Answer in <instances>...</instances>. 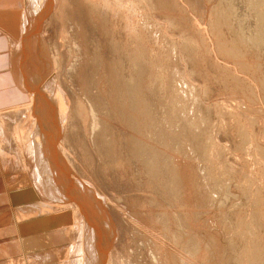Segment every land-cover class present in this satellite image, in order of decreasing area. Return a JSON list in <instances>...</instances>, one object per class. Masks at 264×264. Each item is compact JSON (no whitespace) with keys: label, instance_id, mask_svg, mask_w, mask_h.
Segmentation results:
<instances>
[{"label":"rangeland","instance_id":"374dc122","mask_svg":"<svg viewBox=\"0 0 264 264\" xmlns=\"http://www.w3.org/2000/svg\"><path fill=\"white\" fill-rule=\"evenodd\" d=\"M32 1L37 2L30 0L28 4ZM112 1L87 0L90 7L86 8L85 0H53L51 10L46 14L44 8L43 16L37 8L36 12L32 10L40 15L36 14L40 23L36 26L37 35L54 48L51 51L43 41L56 92L66 109L67 120L62 138H73V144L70 142L69 145L73 154L76 151L75 163L69 162L64 154H60L61 159L64 158L63 162L74 174L70 176L72 181H82L83 185L103 195L105 204L108 203L105 215L112 219L115 226L108 264H145L146 261V264H151L156 256L162 262V249L166 251L167 248L171 252L167 250L171 254L168 256L169 264H175L172 254L180 259L177 264H264V0ZM79 3H83L84 12L76 10L80 7ZM28 6L31 8V5ZM77 15H84V27L79 24L83 21L82 17ZM77 22L79 25L75 24ZM102 22H105L104 25ZM30 28L28 24L25 26V35L29 34ZM46 30L53 33L50 40ZM97 36L98 39L103 37L100 38L103 44L112 40L107 46L111 47V52H106L102 41L96 42ZM117 45L120 48H115ZM101 51H105L111 59L120 53L128 60L134 57L138 65L134 71L136 86L140 87L141 103L148 109H145L146 115L142 109L139 110L140 131H135L139 141H142L140 144L148 149L147 154L154 151L161 153L158 156L161 174L151 177L150 187L128 183L120 178L121 174L110 166L114 160L110 151L114 149L108 150L110 146L96 135L101 133V127L94 125L92 128L91 116L87 112L82 115L83 118L74 113L73 103L79 98L89 107L92 105L90 100L103 101L108 75L102 69L106 63L108 65L105 66L110 67L111 62L99 57ZM44 55L41 56L43 60ZM29 57L33 58V55ZM66 71H69L68 75L73 71L72 75L66 77ZM128 71L129 67L124 66L123 75L126 76ZM75 76L76 80L86 79L83 89L73 81ZM35 81L40 87L41 81ZM34 87L29 83L28 89L32 91L29 94L32 96L36 94H33ZM124 90L128 95V90ZM113 97L123 114V92L121 95L114 93ZM30 101L24 106H29ZM7 117L5 115L0 119V130H3L0 139H4L0 144L7 145L4 147L6 154L10 150H15V153L5 156L9 176L3 180L12 189L11 195L15 198L17 193L34 186L33 170L25 150L19 147L20 137L17 134L22 125L17 121L10 127ZM62 138L55 144L59 153L63 149ZM80 148L87 157L85 164H80L76 155ZM178 163L182 173L179 179L174 178L171 172ZM76 166L85 176L78 173L79 167L76 170ZM176 185L178 187L174 188ZM126 191L131 193L129 200L134 199L132 205L124 202ZM40 201L58 204L55 200L41 198ZM12 204L15 205L13 214L19 219L16 212L22 203L17 198L12 199ZM33 209L31 225L45 216ZM121 212L126 215L127 224L119 226ZM77 217L83 223L79 214ZM23 221L21 217L19 223H25ZM65 221H57L53 229H65ZM69 235V242L62 237L66 240L57 251H51L53 248L46 245V236L41 237L44 253L46 249V253H50V264L82 262L79 258L84 245L82 238L78 240V247L74 246L75 250L73 247L67 254L68 258L64 255L65 248L73 243L75 245L77 234L74 237ZM154 243L159 247L156 254L151 250Z\"/></svg>","mask_w":264,"mask_h":264},{"label":"bare ground","instance_id":"6f19581e","mask_svg":"<svg viewBox=\"0 0 264 264\" xmlns=\"http://www.w3.org/2000/svg\"><path fill=\"white\" fill-rule=\"evenodd\" d=\"M28 1L30 2V0H28ZM86 1L87 0H85L84 3L88 4L89 0H88V2H86ZM34 2L35 1H32L31 4L30 3L27 4V5H31V8H29V6L26 5L27 11H26V9L24 10V11H26L25 16L27 15L26 17L28 18V19L26 18L27 23L25 22V26H27V24H28L31 28H30V31L27 30L29 33V34H27L28 38H25L26 40L19 43V46L17 47V51L19 52V54L16 52V56H17L18 62L20 64V67H18V72H17V73H19V77L22 78L24 80V83L27 84L28 86H29V82H33V85L35 86L34 87L35 91L33 92V94L34 93H36V94L33 96L30 95L31 101H30L29 106H23V107L21 106L19 108L17 107L18 110L16 109V111H13V112L10 110L11 112L6 114L8 116L7 117L8 120L10 121V123H9L10 127L13 126L15 123H17V121L18 122L20 121V123L22 125L19 127L22 129L18 130V134L16 133L20 137L19 138L20 139L19 140L20 141L19 147L21 149L25 150L26 155L29 158L30 165L32 163L31 169L33 170V177H32L33 181L32 182L34 183V186L32 185V188H29L27 191L25 190L23 192L17 193L15 198H12V195L10 194L11 204H12V199L16 200L17 198H19V202L22 203V204L18 205L19 208H17L18 210L16 212V215L19 214V215H17V216H20L19 219H21V217H22V221L24 219L23 222H25V223L20 224L19 219H17L15 216V222L17 224L16 228L18 227L17 228L18 231L15 229L18 232V240L17 241L20 244V247H21L20 250L22 252H24L27 264H50L49 263L50 253H46L47 249L44 253L43 248H42L43 238H41V237H43V235H44V238H45V236H46V238H47L46 245H48V247L51 249L53 248L51 251H54V250L57 251V249L60 248L61 245H63V243H64L63 241L66 240V239L64 240L62 237H64V238L66 237L68 239V242H69V238L71 237L69 234L73 235V237L75 234H77V236L75 235L76 236L75 237V240H76L75 245L73 243L72 245L70 244L71 245L70 247L68 246L69 247L68 249L65 248V251L63 250L64 255L65 254H66V256H67V254L69 255L71 253V249H73L74 246L78 247V240H80V238H82V241L84 240L83 241L84 245H83L82 253L79 256V258H82V262L76 261V264H108L109 256H110L108 253H110V248L112 246V242H113L114 235H115V226L112 223V219L109 216L105 215V211H106L105 208L107 209L108 203L106 202L107 204H105V199H104L103 195H101V194L97 193V191L95 192L92 189H89L88 187L83 185L81 180H80L81 182H79V180H78L79 183L72 181L70 179V176L72 175V177H73L74 174H71V170L63 162L64 158L61 159L62 155L64 154L66 156V158L69 160V162H73L75 160L74 154L76 153V151L73 154V152L71 151L73 149H71L70 148L71 146L69 145L70 142L73 141V138H70V140L67 138L66 139L62 138V133H63L62 130L64 128L63 126L65 123V120H67V119H65L66 109H65V107L61 101V98H59V96H60L59 93L56 92V89L54 86L52 70H51V67H49V64H50V62L48 60L49 56L47 54H45L46 51H45L44 46H43V41H44V44L51 49V51H54V48L52 47L53 45L51 46V45L47 44V42H46L47 40L45 41V39L44 40L42 39V41H41V37H39L40 35H37L36 26H38L39 20L37 21L36 18L40 15H38L36 13L38 15L37 16L35 14L36 8H37V12L39 14H41L42 16L44 13V8H45L46 9L45 13L47 14L51 10L50 8L53 4L52 3L53 0H37L36 3H34ZM68 2H69V0H68ZM112 2H110V4ZM32 4H35L36 6H33ZM79 4H80V7L77 8V6H78L77 5L76 10H78L79 13H81V11L84 12L85 8L81 7V5L83 3H79ZM87 4L85 5V7L89 6V4L88 5ZM90 4H92V3H90ZM71 5L74 6V4H71ZM75 5H76V3H75ZM24 7H25V5H24ZM34 7H35V9H34ZM30 9H31V11H30ZM32 10H34L35 12ZM69 11L71 13V9ZM83 12H82V14H83ZM83 16H78L80 18L81 17L83 18V19L81 18V21L83 20L82 22L79 21V24L82 27L85 26V20H86ZM33 17H35V18H33ZM74 18H76V17H74ZM73 20H76V19H73ZM24 21H25V18H24ZM104 23H103V25H104ZM75 24H78V22ZM88 27H89V25H88ZM26 29H29V28H26ZM105 29H107V28H105ZM39 30H40V28H39ZM24 31L25 30L23 29V33H24ZM45 33L49 34V36H47V38L49 37L48 39L50 40L51 39L50 37L53 35L52 31L46 30ZM80 34H81V31H80ZM102 35H104V34H101V36ZM52 38H53V36H52ZM76 38H78V37H76ZM100 38H103V37H100ZM100 38L98 39V36H97V40L95 38L96 42L97 41L101 42L102 40H100ZM20 40H21V38H20ZM105 40L107 41V39H105ZM105 40H104V43L106 42ZM92 42H94V41H92ZM109 42H110V40H109ZM50 43L51 42H49V44ZM106 43L103 44V41H102V45L103 46L105 45V47H103V48L106 49V52H108V51L111 52L110 51L111 47H107V46H108V44L112 43V40L110 43H107V45H106ZM117 43H115V44H117ZM96 45H99V44H96ZM102 45H100V46H102ZM118 45L116 47L115 46L114 47L117 48L120 46V45L119 46ZM92 46H93V44H92ZM30 49H32V50H30ZM101 52H103V51H101ZM101 52H99L100 53L99 57L103 60H106V61L108 59L111 62L110 67L105 66L106 64L108 65V63L105 62L106 64L103 65L104 67L102 69V70H104V74L106 73L108 75L107 79L109 80L108 83H107L108 80L105 81L106 82L105 84H107V88L105 90L106 93L104 92L103 101L102 102H100V101L95 102L96 100L95 101L94 100H90V101L88 100L89 104L91 102V104L93 105V108L91 105L90 106L91 109L89 110L90 107L88 106V104L83 102V99L81 100V98L77 99L78 96L76 94L75 96L77 98H75V99H77V101L74 102V99L71 98V100H73V102H74L73 104H75L74 108L76 110L74 113H76L81 118H83L82 115L83 114L85 115L87 112L91 116L92 128L94 125L95 126L98 125L97 127L100 126L102 128L101 129L99 127L101 130V133H99V134L96 133V135H98V138L101 137L102 139L101 138L100 139L105 144L110 146L111 149H108V150L114 149L113 151H110L111 154L113 152L112 155H114V156L111 155L112 159L114 157V160L110 166L111 167L113 166L114 169H116V171L121 174L120 178L124 179L128 183L136 182L139 185L143 184V186H145V187H150L149 183L152 181L151 177L156 178V174H159L162 170L160 167V164H159L160 159L158 157L159 155H161V153L157 154V153H155L154 150H153L154 152H151V149H152L151 148L149 151V152H151V154L150 153L147 154L148 149L146 150V148L144 147L145 145L142 146L140 144V143H142V141L141 142L139 141L138 132L135 131V129H139L138 126L140 125L139 124L140 123V117H139L140 112H139V110L142 109L143 113L145 114V109L146 108L148 109V106L145 107L141 103V100L139 99V94H138L140 87L136 86L137 81L135 79L136 75H134L135 74L134 71H136L135 69H136V66L138 67V65L135 62L134 57H130V58L128 57L129 58V60H128L126 58H123L121 56L122 53H120L114 59H111V57L107 56V54L104 53L105 51L102 53L103 55L101 54ZM39 53H40V56H39ZM42 53H44L45 55ZM46 53H48V51ZM117 53H119V52H117ZM41 54L44 55V60H43V58H41V56H42ZM28 55L29 56L33 55V58H30ZM18 62H17V64H18ZM102 62H104V61H102ZM124 66L129 67V71L127 72L126 76L123 75V67ZM83 68L84 67H82L80 69H83ZM69 69H71V68H69ZM75 71H79V70H75ZM81 71L79 73H81ZM68 72L66 71V74ZM72 72H70V73H72ZM70 73H69V75H70ZM87 73H88V71H87ZM69 75L67 74L66 77H68ZM32 77H33L34 81L32 80ZM76 77L77 76H75L74 79ZM78 77H80V76L78 75ZM113 77H114V79H113ZM71 78H73V76ZM83 78H85V76H83ZM36 79H39V81H41L42 84L40 83L41 84L40 87H39L38 83L35 81ZM74 79H73V81H75V83L78 84L77 85L78 88L79 87L82 88V85L85 84L84 81H86V79L82 81V78L81 79L79 78L77 80L76 79L74 80ZM83 82H84V84H83ZM30 84H32V83H30ZM68 88H69V86H68ZM191 88H193V87H191ZM124 89L128 90V92H129L128 95L125 94ZM109 90H110V92H109ZM192 90H194V88ZM29 91H31V90H29ZM112 91H113V93H112ZM107 92H109V94L112 93L111 94L112 96L107 94ZM122 92H123V97H122L121 111L123 110V112H124L123 114H121V112L118 110L119 105L117 104V102L115 101V99L113 97L114 93L115 94L118 93L119 95H121ZM79 94L80 93H78V95ZM71 96H72V93H71ZM80 96H81V94H80ZM67 100H69V99H67ZM90 111H92V113ZM81 112H82V114H81ZM88 114H87V116H88ZM120 114H121V117H120ZM3 124H2V127H3ZM75 126H76V122H75ZM195 127H197L196 123H195ZM0 128H1V125H0ZM2 129H4V128H2ZM95 129H97V128H95ZM2 131L3 130H0V136L1 135L3 136ZM139 131H140V129H139ZM139 135H140V133H139ZM75 137H77V136H75ZM61 138L63 140L62 145H61V146H63V149H62V153H59L58 152L59 149L56 148L55 144ZM1 139H2V137H1ZM1 139H0V141H1ZM2 140H4V139H2ZM77 140L78 139L74 140V144H75V141H77ZM206 140H207V138H206ZM27 143H28V145H27ZM72 144H73V142H72ZM5 146H7V145H5ZM5 146L0 144V153H1V156L3 157V159L5 156H9L10 154L15 153V150H14V152H11V150H10V152H8L9 154L7 153L8 154L7 155L5 152L6 149L4 148ZM72 147H74V146H72ZM83 153L84 152L82 151V149L81 150L77 149L76 155H78V158L81 161L80 164H85V162H86L85 160L87 157ZM60 154H62V155H60ZM149 155H150V158L148 157ZM28 158H27V160H28ZM77 161H78V159H77ZM73 163H75V162H73ZM76 164H78V163H76ZM166 166L168 167V165H166ZM78 167L76 166V170ZM180 168L181 167L179 166V163H178V165H176V169L175 168L172 169L171 172H172L174 178L179 179L180 176H182ZM104 170H105V168H104ZM77 171L79 174H83L85 176L84 172L81 171L80 167L78 168ZM168 171H170V170H168ZM2 175L4 176L3 173H2ZM5 176H9V174H6ZM5 176H4V178H5ZM162 179H163V177H162ZM174 180H176V179H174ZM70 181H72V182H70ZM173 181H171V182H173ZM176 182H179V181H176ZM243 182H241V184ZM173 184H175V181ZM173 184L171 183V186ZM127 185L129 186V184H127ZM244 185H246V184H244ZM177 187L178 186L176 185L174 188H177ZM129 188H131V187L129 186ZM133 191H135V190H133ZM130 195H131L130 191H126V195L125 196L123 195L124 202L131 203V201L134 200V199L129 200ZM175 197H176V194H175ZM41 198L43 200H49V201L55 200V201H57L58 204H52L51 205V204L44 203L45 201L41 202L40 201ZM55 201H54V203H55ZM179 201H181V200H179ZM117 202H120V201H117ZM72 204H75L76 207H74ZM129 205H132V203ZM14 206L15 205L12 204V209H11L12 211H13ZM111 207H113V206H111ZM33 208H36L37 212L39 210V212H41L40 214H42V215L44 214L45 216H43V218H41L40 220L36 219L34 224L31 225V222L34 220V215H33V220L31 221L32 211L34 210ZM78 214L82 217L83 223L80 220H78V217H77ZM119 214H120L119 226L127 224V220L125 218L126 215L124 214V212H121ZM36 215L39 216L38 213ZM37 218H39V217H37ZM57 221H65L67 223L65 226V229L61 228L59 230V228H58L59 231H57V228H56V230H54L53 229V228H55L54 224H56ZM47 223H48V226H46ZM129 223H131V221ZM263 223H264V221H263ZM23 224L27 225L28 228L29 227L31 228L30 234H29L28 228L25 227ZM60 224H62V222ZM70 224H71V226H70ZM64 225H65V223H64ZM225 226L226 225H224V227ZM239 226H241V225H239ZM32 227H34V228L32 229ZM129 227H130V224H129ZM41 233H43V234L41 237H39V235ZM247 233H249V231ZM243 234L244 233H242V235ZM246 235H248V234H246ZM77 237H79V238H77ZM241 237H243V236H241ZM253 237H254V235H253ZM171 238H172V236H171ZM157 248H159V247H156V245L154 243L153 249L151 248L152 252L156 254ZM74 250H75V247H74ZM167 250H168V248L166 249V251H163V249H162V252H163L162 254H164V255H161L162 256L161 259H163L162 262L155 255L156 258L154 260L152 259L150 261V263L151 264H169L168 256L171 255L170 254L171 252H170V250H168L170 252L169 253ZM58 251H60V249ZM55 253L57 254L58 252H54L53 254H55ZM165 255H166V259H164ZM45 258H46V260H45ZM67 258H68V256H67ZM169 258H171V256ZM172 259H174L173 262H175V264H177L178 260L180 261V259H178L177 256L174 254H172ZM47 260H48V262H47ZM155 260H157V261H155ZM169 261H171V260H169ZM73 262H75V261H73ZM146 263H147V261H146ZM65 264H67V262Z\"/></svg>","mask_w":264,"mask_h":264},{"label":"crops","instance_id":"0c3cea01","mask_svg":"<svg viewBox=\"0 0 264 264\" xmlns=\"http://www.w3.org/2000/svg\"><path fill=\"white\" fill-rule=\"evenodd\" d=\"M27 4L26 0H0V119L10 112L8 110L27 105L30 101L31 91L17 73L20 64L16 56V52L19 54V43L28 37L25 31L23 33L28 19L27 15L25 16ZM29 83L33 86V82ZM0 163V264H27L17 241L18 227L16 228L15 216L11 210L12 189L3 180L7 174L5 172L8 171L5 167V157L3 159L1 153Z\"/></svg>","mask_w":264,"mask_h":264}]
</instances>
